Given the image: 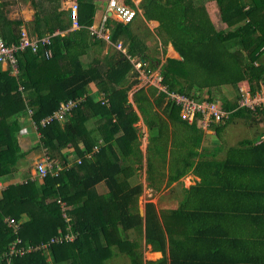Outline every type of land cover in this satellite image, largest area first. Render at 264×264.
<instances>
[{
    "label": "trees",
    "instance_id": "obj_1",
    "mask_svg": "<svg viewBox=\"0 0 264 264\" xmlns=\"http://www.w3.org/2000/svg\"><path fill=\"white\" fill-rule=\"evenodd\" d=\"M43 1L53 7L43 15L35 12L36 36L66 31L69 22L58 10L60 0ZM207 1L218 6L223 28H215L209 19L203 4ZM75 2L82 29L53 36L36 53L29 48L15 50V68L9 59L5 69L0 64V181L26 155L17 142L23 119L32 124L39 138L33 148H43L50 159L59 153L66 167L57 176L48 174L39 184L28 179L0 190V264H104L112 255L111 246L128 251L135 259L134 244L118 237L141 224L146 245L162 254L160 260L148 264H264V139L256 145L255 140H244L227 148L224 160H206L222 148L195 151L202 134L195 123L181 120V108L168 101L163 112L169 123L188 127L191 135L190 143L175 142L176 149L166 155L168 125L157 114L166 94L153 86L148 88L150 94L137 90L132 100L151 135L147 157L172 160L169 184L188 173L199 181L183 189L181 203L162 222L151 203L145 206L143 220L131 213L129 202L139 192L126 182L131 155L137 151L135 124L139 119L126 100L132 85L123 87L131 65L117 52L102 59L88 55L85 63L81 60L91 40L99 46L103 42L87 30L93 23L94 0ZM5 5L0 1V41L10 46L18 43L20 27L25 24L8 20ZM139 7L145 20L158 22V39L170 43L179 56V60L167 58L159 67L168 92L212 103V92L220 87L230 86L238 92L245 82L251 94L264 87V0H141ZM106 27L111 43L122 40L129 44L131 56L145 62L154 59L130 24L107 20ZM45 50H50V58L44 57ZM90 83L98 93L91 94ZM202 91L206 96L199 95ZM98 94L105 96L108 106L95 99ZM82 98L65 113L64 121L53 118L40 124L59 110V103ZM225 98L221 97L219 108L228 112L227 121H254L261 115L264 123L263 107H239L235 100L239 95L234 102ZM199 118L197 114L194 121ZM210 128L215 133L219 130L212 123ZM98 184L105 186L106 194H96ZM57 200L64 202L68 221ZM68 228L75 235L73 241L48 244L59 233H68ZM17 240L18 250L41 243L48 247L9 254ZM131 264L142 263L135 259Z\"/></svg>",
    "mask_w": 264,
    "mask_h": 264
},
{
    "label": "rangeland",
    "instance_id": "obj_2",
    "mask_svg": "<svg viewBox=\"0 0 264 264\" xmlns=\"http://www.w3.org/2000/svg\"><path fill=\"white\" fill-rule=\"evenodd\" d=\"M3 2H6V5L4 6V12L5 16L8 20H20L22 23L25 24V30L27 33L34 37L36 36L35 28L36 24L34 23V14L36 11H40V15H43L46 12L51 11L53 5H50L49 3L43 1V0H0ZM75 2V0H60L59 2V9L60 11H63L65 13L64 19L66 20V14L68 12L69 5L71 2ZM99 1V2H98ZM137 4H139L140 0H134ZM195 1V0H193ZM96 2L98 15H101L106 10V3L107 0H94V3ZM32 4H35L38 9H35ZM204 7L209 13H211V18L213 22L215 23V28L221 29L223 28L222 25L219 24V8L216 5L215 2H203ZM213 13V14H212ZM215 13V14H214ZM139 16V15H138ZM100 17V16H99ZM112 19V18H111ZM138 19V18H137ZM136 20V19H135ZM67 21V20H66ZM98 19L94 17V24H97ZM156 26V24H155ZM23 27V26H22ZM21 28V27H20ZM154 28V29H153ZM131 30L134 34L139 35L141 38L145 39V45L147 46V53L153 57V58H159L158 66L160 67L167 58L174 59L175 54L172 52V47L168 48L166 47L164 42H161L158 37L157 33L159 28L154 27L153 25L145 24L143 22L142 18L139 17V20L136 21L135 24L131 26ZM151 30V31H150ZM162 44H160V42ZM162 48H168V52L166 51L165 55H161ZM113 52L111 48H107V45H104L103 43L95 46H91L90 48V57L102 59L109 57V54H112ZM160 52V54H159ZM82 61H85V58H82ZM163 62V63H162ZM161 63V64H160ZM7 66L5 64H2V68H6ZM139 74V73H138ZM140 75V74H139ZM143 77L142 75H140ZM140 76H137V79H140ZM136 75L132 76V69H129V72L127 73V81L124 84V88L126 86L132 85L131 89L127 91L126 94V100L133 103V94L139 90L143 89L148 94L150 92L148 91V88L153 85L157 88H159V81L157 82L156 77L152 76L150 78H147V80H144V77L141 81H138L135 79ZM134 80L136 83H134ZM158 83V84H157ZM162 87V84H160ZM243 86L240 84V87ZM159 91V90H158ZM95 94V93H91ZM212 94L215 97L214 102L212 104H216L218 107L221 103V97H226L228 101L234 102L235 100L238 101L239 99L237 96L239 95V91L236 92V89L228 86V87H220L218 89H214ZM200 96H206L205 91H202ZM234 98H237L234 100ZM240 98V96H239ZM83 99V98H82ZM95 99L97 101H101L102 97L100 95H95ZM168 98L164 99V103H162L161 106H158L157 114L161 116V118L164 120V122L168 125L167 132L168 135L166 136V139L168 140L169 145L167 146V153L166 155H169V151L171 148H175V142L178 143L180 140H177V137L175 138L176 134H179L182 138H185L187 140V137H184L183 133L185 130L188 129V127H181L179 131L175 128V126L171 123H169L167 119L166 112H163L164 106L166 105ZM78 101H82L79 99ZM105 102V100H104ZM207 103V102H206ZM202 103L200 104V108H207V104ZM210 104L208 105V107ZM135 114H139L137 108L133 105L131 108ZM137 111V112H136ZM186 114V112H184ZM137 114V115H138ZM141 115V114H139ZM179 118L182 116V112H180ZM260 116L258 115L254 121L251 120H243V119H230L226 120L222 123H214L211 120H207L206 118L204 120H198L197 122H190L191 124H196V127L198 130H202L203 133V145L207 146L208 148H216L221 147L223 152L227 148L235 147L238 145V143L244 141V140H251L259 137L263 132L264 128L259 127L261 123H263L262 120H260ZM139 117V116H138ZM141 118V117H140ZM142 119V118H141ZM24 120V124L28 123L26 119ZM91 123H96L97 120L90 121ZM187 122V120H186ZM217 125L219 127V130L217 133H215L213 128H210V124ZM264 124V123H263ZM32 125V124H31ZM145 122L140 119L135 124L136 131H137V139L135 142V149L137 151H134V154L132 156V161L129 164L131 174L126 178V182H128L130 187H137L139 188V192L133 194L128 208L131 211L133 215H139L141 220L144 219V216H141V213L144 214V209L146 204L151 203L154 207L155 213L159 221L162 222V219L165 218L170 214V211L177 208L179 204L181 203L183 199V189H187L190 186H192L197 179L192 176V174H187L183 178H180L178 181L173 182L171 184L168 183V178L170 177V163L171 159H168L167 161H161L160 158H158L157 155H154L151 157H147L146 149L147 144L151 135L144 127ZM26 129H22L20 132L19 138L17 137L18 145L23 148L24 151H27L28 145H30V142L27 143L21 139L22 135L24 134ZM28 130V129H27ZM18 135V134H17ZM16 135V136H17ZM34 141V144L36 145L39 141L38 137H27ZM184 139V140H185ZM190 139V138H188ZM182 141V140H181ZM190 142V141H189ZM101 143V142H100ZM190 145V144H189ZM178 148V147H177ZM34 149V148H32ZM39 151L31 152L28 156V158H20L17 160L15 166L11 169L13 170V173H10L5 180H7L5 183L0 181V190L5 188L9 183L20 182V181H26L27 179L33 178L32 176L35 175V168L36 164L34 163L36 159L38 162L41 159V156L39 157L40 153L42 157H49L47 155V152L39 147L37 148ZM36 148L34 150H37ZM97 148H94L93 150H96ZM73 150L69 149V152L72 153ZM29 151L26 153L28 154ZM223 152L218 156V158L223 157ZM68 155V152H65ZM70 154L69 159H72V154ZM54 156L51 157V159L54 161V169L56 170V166H58L57 172L61 171L62 169L66 168L65 165H62L63 160L61 159V156L59 153H54ZM90 155L88 154L87 157ZM36 157V158H35ZM39 157V158H38ZM38 158V159H37ZM28 159V160H27ZM197 161V159H195ZM42 163V162H41ZM59 170V171H58ZM30 176V177H29ZM10 178V179H9ZM34 179V178H33ZM94 191L98 196H102L106 194L107 190L103 184H98L96 187H94ZM59 207H64V202H60ZM66 210V209H65ZM68 215V211L66 210V218ZM69 217V215H68ZM69 218L66 219L68 221ZM69 232H72L71 228H68ZM119 239H123L126 241H130L132 244H134V248H132V252L134 254L135 259L141 260L142 264H148L149 262H156L162 258V254L160 252L152 251L151 247L149 245H146L144 240V225L141 224L139 227L133 228L129 231H127L125 234H120ZM112 255L109 259H107L104 264H131V262L135 259H131L132 256H130L127 252L119 250L117 246H111L110 247ZM158 253L159 255H156ZM167 255V252L165 256ZM50 258L47 257V260ZM68 264V263H64Z\"/></svg>",
    "mask_w": 264,
    "mask_h": 264
},
{
    "label": "built area",
    "instance_id": "obj_3",
    "mask_svg": "<svg viewBox=\"0 0 264 264\" xmlns=\"http://www.w3.org/2000/svg\"><path fill=\"white\" fill-rule=\"evenodd\" d=\"M108 9L110 12L118 19V21L122 22L123 24L129 23L132 21L135 13L134 9L127 5L125 3V0H109L108 2ZM68 16L72 22V27H77V16H78V6L76 3L72 2L69 6L68 10ZM105 19V16H104ZM92 32H95V29L91 30ZM58 34V32L54 33V35ZM50 43V36L44 37V38H38V39H30L27 35V32L25 29L20 30V37L17 44H10V46H5V44L0 41V64L8 65L9 62L12 63V66L15 68V60L12 56V53L15 50L23 51L26 48L31 49L33 53L37 51V48L40 44H49ZM117 49H121V44H118ZM45 56L48 58L51 56L50 51H45ZM133 66L135 70L144 77L145 80L147 78H150L152 76L156 77L157 82L159 81V89H162L163 92L167 94V98L171 104H175L176 106L180 107L182 116L181 118L183 120H187L189 122L193 121L196 117V115H200V120H204L206 118L207 120H211L215 124L222 123L228 118V112L223 111L220 109L216 104L212 103H206V102H197L186 95L176 94V93H170L165 90V88L160 86V76L158 73L155 75H152L150 70H144L143 64L139 61L133 62ZM5 69V68H4ZM140 77V78H143ZM240 99L238 101L239 107H247L250 109H254L255 107H263L264 108V87L261 85L260 92L256 93L254 96H251L248 91H246L243 88H240ZM206 103L207 108H200V104ZM78 104V101L76 100H67L66 102H61L59 104V110L54 113V115L50 118H47L46 120H42L40 122L41 125H44L46 122H50L53 118L57 119L58 121H64V115L66 112H69L71 109L75 108ZM210 106L208 107V105ZM186 112V114L184 113ZM198 119V120H199ZM42 162V163H41ZM58 166H56V170L54 169V161L50 159L49 157H43V159L36 164L35 173L39 176L40 179H43L48 174L52 176H57ZM59 171V170H58ZM62 216L66 217V211L64 207H61ZM12 223V221H10ZM69 231V230H68ZM75 238V235H73L71 232L68 233H59V235L53 237L50 239L48 244H57L62 242H71ZM19 243V241H15L12 243V245L9 248V254H24L27 252H30L31 250H45L48 247V244L41 243L36 246H32L29 248L18 250L16 248V245Z\"/></svg>",
    "mask_w": 264,
    "mask_h": 264
},
{
    "label": "clouds",
    "instance_id": "obj_4",
    "mask_svg": "<svg viewBox=\"0 0 264 264\" xmlns=\"http://www.w3.org/2000/svg\"><path fill=\"white\" fill-rule=\"evenodd\" d=\"M141 1V0H140ZM74 2V1H73ZM99 2V1H98ZM108 2H109V0H107V3H106V10H105V12L104 13H102L101 15H102V17H99V19H98V22H97V24H94L93 25V23H92V25L90 26V27H87V30L89 31V34L91 35V36H95L96 38H97V40H100V41H102L103 43H104V45H107V48H111V50L113 51V52H117V53H119V54H121L122 55V57L124 58V59H126V61L127 62H129V64L131 65V69H132V76L133 75H136V80H138V81H141L142 80V78H140V79H137V76H140L139 74H138V72L135 70V68H134V66H133V62H137V61H139V62H141L142 64H143V69L144 70H150L151 71V73H152V75H155L156 73H158L159 74V76H160V84H162L161 83V75H160V70H159V68H151L149 65V62H145L143 59H141V58H139L138 56H131L129 53H128V50H129V44H126L125 42H123L122 40H118V41H116L115 43H111L110 42V30H109V28H107L106 27V21L107 20H113V21H115V22H118V23H120V24H122V25H133V24H135L136 23V21H138L139 20V17L140 18H142V20H143V22H145V24L147 25V24H151V23H149L150 21H155V20H145L144 18H143V12H142V10H141V8L139 7V4H137L134 0H125V3L127 4V5H129V6H131L133 9H134V13H135V15H134V17H133V19H132V21L131 22H129V23H126V24H123L122 22H120V21H118V19L110 12V10L108 9ZM72 3V2H71ZM74 3H76V2H74ZM140 3V2H139ZM77 4V3H76ZM94 5H95V12H96V6H97V4H96V2L94 3ZM70 6V5H69ZM77 6H78V4H77ZM97 8H99V7H97ZM68 10H69V8H68ZM139 15V16H138ZM78 16H79V10H78ZM78 16H77V20H76V22H77V27L76 28H73L72 27V22H71V20H70V18H69V16H68V12H67V14H66V19H67V21L69 22V27H68V31H76V30H80V29H82V27L79 25V22H78ZM104 16H105V19H104ZM94 17H95V14H94ZM94 17H93V22H94ZM112 18V19H111ZM138 18V19H137ZM136 19V20H135ZM155 27H158V22L156 21V26ZM22 28H20V30H21ZM24 29V28H23ZM92 29H95V32H92L91 30ZM154 29V28H153ZM26 31V30H25ZM151 31V30H150ZM27 32V31H26ZM56 32H58V34H56V35H54V33H56ZM54 33H52V34H44V35H42V36H34V37H31L28 33H27V35H28V37L30 38V39H38V38H44V37H47V36H50V40H51V38L53 37V36H57V35H61V36H63L62 35V32H60V31H58V30H56V31H54ZM139 36V35H138ZM140 37V36H139ZM141 38V37H140ZM50 44V43H49ZM118 44H121V49H117V45ZM48 45V44H47ZM41 46H43V44H40L39 46H38V48L39 47H41ZM45 51H50V50H45ZM45 51H44V57L45 58H47L46 56H45ZM37 52V51H36ZM35 52V53H36ZM51 53V52H50ZM51 57V56H50ZM50 57H48V58H50ZM141 77V76H140ZM145 80V79H144ZM143 81V80H142ZM245 82H243V86H239V88H238V91H239V96L241 95V93H240V88H243V89H245L246 91H248L249 93H250V91L246 88V86H245ZM151 86H153V85H151ZM150 86V87H151ZM153 87H155V86H153ZM162 87L163 88H165V86L164 85H162ZM156 88V87H155ZM261 88V87H260ZM157 89V88H156ZM158 90L160 91V92H163L162 91V89H159L158 88ZM157 90V92H159ZM165 90H166V88H165ZM167 91V90H166ZM168 92V91H167ZM258 92H260V90H256L255 91V94L256 93H258ZM96 93H98V91H96ZM165 93V92H164ZM170 93H172V92H170ZM166 94V93H165ZM177 94V93H176ZM255 94H251L250 93V95L251 96H254ZM98 95H100L101 97H102V100L101 101H99L102 105H107L108 106V100L107 99H105V96L103 95V94H98ZM166 98H167V94H166ZM240 99V98H239ZM82 101H83V99H81ZM104 100H105V102H104ZM78 101V100H77ZM81 101V102H82ZM239 101V100H238ZM168 102V101H167ZM203 102V101H202ZM204 102H206V101H204ZM80 103V101H78V104ZM60 104V103H59ZM77 104V105H78ZM132 105H133V103H132ZM135 106V105H134ZM76 108V107H75ZM180 112H181V110L179 111V114H180ZM181 120H183V119H181ZM183 121H186V120H183ZM198 121V119L196 120V122ZM192 122H194V120L192 121ZM191 122V123H192ZM187 123L188 124H191L189 121H187ZM212 123V122H211ZM35 170V169H34ZM35 175H36V177L37 178H39V176L35 173ZM42 180V179H41ZM61 208V207H60ZM66 211V210H65Z\"/></svg>",
    "mask_w": 264,
    "mask_h": 264
},
{
    "label": "crops",
    "instance_id": "obj_5",
    "mask_svg": "<svg viewBox=\"0 0 264 264\" xmlns=\"http://www.w3.org/2000/svg\"><path fill=\"white\" fill-rule=\"evenodd\" d=\"M207 2H211V1H207ZM212 2H214V1H212ZM97 9H99V8H97V6H96V12H97ZM95 12V17L97 18V19H99V16L100 17H102V15H98V13H96ZM206 12H207V14H208V17H209V19L211 20V22L215 25V23L213 22V20H212V18H211V13H209V11H207L206 10ZM213 14V13H212ZM215 14V13H214ZM149 23H151V25H153L154 27H155V24H156V21H150ZM219 24L220 25H222L223 27H224V24L223 23H221V21H220V17H219ZM21 28H25V26H21ZM74 31H68V30H66V31H64V32H62V35H67V34H69V33H73ZM144 42H145V39L144 38H141ZM93 41L91 40L90 41V43H89V45H90V47L88 48V51L84 54V55H82V57H81V60H82V58H85V61H84V63L85 62H87L86 61V57L89 55L90 56V48H91V46H95L96 44L94 43H92ZM161 44V43H160ZM88 45V46H89ZM97 46V45H96ZM172 47L171 46V44L170 43H168V44H166V47H168V48H170V47ZM168 48L166 49H164V48H162V50H161V55H165L166 54V51L168 52ZM172 49V52L175 54V57H174V59H177V60H179V56H178V54L173 50V48H171ZM164 50V51H163ZM159 54H160V52H159ZM92 58V57H91ZM160 60H159V58L157 59V58H154L153 60H151V61H148V62H150L149 64H152L155 68H159V66H158V63L157 62H159ZM163 63V62H162ZM161 64V63H160ZM4 69V68H3ZM89 88H90V92L91 93H96V91H97V87L93 84V83H90L89 84ZM133 106V105H132ZM137 112V111H136ZM138 114V113H137ZM138 116H139V119L142 121V119L140 118V115L138 114ZM260 126L259 127H262V128H264V124L263 123H261V124H259ZM174 126H175V128L177 129V131H179V129H181V127L180 126H182V127H185L184 125H182V124H180V123H178V122H175V124H174ZM24 129H26L25 130V132H24V134H21L22 135V137H21V139L23 140V141H25L26 143L29 141L30 142V145L33 143V145H31V146H29L28 145V147L27 148H29V149H27V151H29L28 152V154L26 153V155H25V158H28V156H29V154L31 153V152H34V151H39L38 149L37 150H34V149H32L33 148V146L35 145L34 144V141L33 140H31L30 138H27V137H38L37 136V133L35 132V130L28 124V123H25L24 124ZM144 127H145V129L148 131V129H147V127L144 125ZM28 129V130H27ZM196 130L198 131V132H200L202 135H201V142H200V144H199V146L197 147V148H195L194 150L195 151H197V152H200L201 150H204V149H206V150H211V149H213V148H208L207 146H205V144L203 145V141H202V138H203V133L201 132L202 130H198L197 128H196ZM190 132H191V130H185V132L183 133V135H184V137H187V140L185 139V138H182L179 134H176L175 135V138L177 137V140H180L179 141V143L181 142V140H183V139H185V141H188V143H190L189 141V139L188 138H190L189 136L191 135L190 134ZM18 138H19V135H18ZM264 139V132L259 136V137H257V138H253V139H251V140H255V145L256 144H258L261 140H263ZM239 144V143H238ZM237 146H239V145H237ZM20 148H21V146H20ZM22 150H23V148H21ZM24 151V150H23ZM27 151H24V152H27ZM223 152V150H221V152H219V153H217V154H215L214 156L212 155V154H209V155H207V157H206V160H217V161H221V160H224V158H225V156H226V150H225V152H223V157H221V158H218V156L221 154ZM41 156V159H40V161L43 159V157H42V155H41V153H40V155H39V157ZM38 157V158H39ZM36 158V157H35ZM37 158V159H38ZM20 159V158H19ZM28 160V159H27ZM35 160V162L34 163H38V161L36 160V159H34ZM39 161V162H40ZM12 173H13V170H12ZM189 174V173H188ZM191 174V173H190ZM186 176V175H185ZM193 177H195L196 179H197V181L196 182H198L199 181V178H197L196 176H194V175H192ZM30 177V176H29ZM33 178H31V180H34V181H36V183L37 184H39L40 182H41V179L40 178H37L36 177V175H33L32 176ZM10 179V178H9ZM28 180V179H27ZM7 180H5L4 181V183L6 182ZM21 182H23V181H20V182H15V180H14V183H9V184H15V183H21ZM195 182V183H196ZM194 183V184H195ZM193 184V185H194ZM97 186V185H96ZM95 186V187H96Z\"/></svg>",
    "mask_w": 264,
    "mask_h": 264
},
{
    "label": "water",
    "instance_id": "obj_6",
    "mask_svg": "<svg viewBox=\"0 0 264 264\" xmlns=\"http://www.w3.org/2000/svg\"><path fill=\"white\" fill-rule=\"evenodd\" d=\"M141 216H144V214H143V213H141Z\"/></svg>",
    "mask_w": 264,
    "mask_h": 264
},
{
    "label": "bare ground",
    "instance_id": "obj_7",
    "mask_svg": "<svg viewBox=\"0 0 264 264\" xmlns=\"http://www.w3.org/2000/svg\"><path fill=\"white\" fill-rule=\"evenodd\" d=\"M156 255H159L158 253H156Z\"/></svg>",
    "mask_w": 264,
    "mask_h": 264
}]
</instances>
